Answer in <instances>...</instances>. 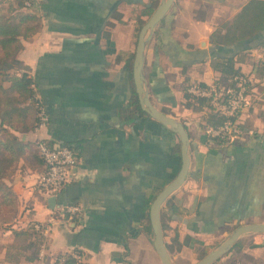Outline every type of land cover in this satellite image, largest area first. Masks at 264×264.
I'll return each mask as SVG.
<instances>
[{
	"label": "crops",
	"instance_id": "1",
	"mask_svg": "<svg viewBox=\"0 0 264 264\" xmlns=\"http://www.w3.org/2000/svg\"><path fill=\"white\" fill-rule=\"evenodd\" d=\"M151 1L34 0L30 10L40 25L22 40L16 57L28 67L49 120L33 126L32 111L27 118L32 126L13 132L23 141L69 144L77 163L50 208V195L36 183L43 163L26 148L9 181L19 205L13 220L0 223V264H51L73 247L88 264H162L146 215L180 167V150H172L178 135L155 119L128 121L119 115L130 95L137 19L148 18ZM153 1L155 7L160 2ZM246 1L173 0L146 39L144 87L152 103L182 121L189 135L188 170L169 195L179 212H165L162 220L175 264L199 259L194 244L206 253L236 226L264 223V26L231 45L208 38ZM13 4L0 0L5 9ZM221 54L233 55L249 79L237 118L244 134L228 143L209 135L203 120L208 109L186 107L183 96L184 88L193 94L196 87L213 84L227 89L210 65V58ZM70 202L81 205L80 219L64 215L62 206ZM49 219L42 257L33 236L15 239L13 230H33V222ZM237 240L212 264H264V231L244 232Z\"/></svg>",
	"mask_w": 264,
	"mask_h": 264
},
{
	"label": "trees",
	"instance_id": "2",
	"mask_svg": "<svg viewBox=\"0 0 264 264\" xmlns=\"http://www.w3.org/2000/svg\"><path fill=\"white\" fill-rule=\"evenodd\" d=\"M13 1L14 4L6 9L0 6V223L9 222L11 216L18 210V197L9 181L26 148H33L34 152H31L30 155L42 163L36 148L37 141H23L13 132V130L32 126L28 124L27 118L37 108V99L34 97L32 80L27 71L28 67L16 57V54L22 48V40L30 37L38 29L40 18L35 12L23 8V0ZM155 5V1L152 0L147 7L146 15L151 14ZM144 21L141 18L137 19L134 30L135 42L138 30ZM263 26L264 0H247L230 20L225 21L221 27L210 32L208 38L213 44L231 45L252 37ZM133 55L134 53H132ZM210 65L220 72V76L226 81L228 91L233 90L236 86L235 76L241 73L235 57L227 54L211 57ZM129 77L131 81L130 95L126 104L120 108V119L132 121L136 116L153 119L140 107L131 70ZM199 84L203 85V83ZM183 96L186 107H206L208 109L203 115L206 127L220 125L226 120L225 115L220 114L211 106L208 97L195 95L189 92L187 88H184ZM35 120H33V126H35ZM211 137L217 143H228L224 138ZM172 150L179 152V140L174 144ZM170 199L171 196L167 197L160 208L162 227L164 226L162 220L165 212L170 211L174 214L179 212V207ZM146 223L147 230L151 232L148 211ZM13 234L19 242L32 236L35 238V243L42 241L41 236L35 230L15 229ZM31 244L32 242H28L25 246ZM237 244L238 240L233 244V247ZM194 249L198 252L199 258L205 254L204 251H199L197 244H194ZM72 251L80 254L81 250L73 247ZM58 256L63 258V264H88L75 258L71 252H63Z\"/></svg>",
	"mask_w": 264,
	"mask_h": 264
},
{
	"label": "built area",
	"instance_id": "3",
	"mask_svg": "<svg viewBox=\"0 0 264 264\" xmlns=\"http://www.w3.org/2000/svg\"><path fill=\"white\" fill-rule=\"evenodd\" d=\"M34 0H23V8L30 10ZM236 86L233 90L221 89L217 84H213L209 88L196 87L194 94L206 96L209 98L211 106L220 114L225 115L226 120L217 126L208 127L210 136H218L226 139L228 142L236 140L244 134L243 128L237 122L240 110L244 106L246 95L249 87V79L245 74L235 76ZM34 89V86L32 84ZM34 97L37 99V108L35 111V126H42L49 120V114L45 106L41 103L36 90L34 89ZM37 152L42 159L44 169L37 179V185L49 195H55L70 180L71 170L77 163V151L69 144L53 145L46 139L37 141ZM62 211L69 219H80L82 208L78 202L66 203L62 206ZM51 219L42 222L35 221L32 228L42 238L39 244L38 256L42 257L45 251L44 238L49 230ZM71 254L80 259V254L70 250ZM51 264H63V258L58 255L53 258Z\"/></svg>",
	"mask_w": 264,
	"mask_h": 264
},
{
	"label": "water",
	"instance_id": "4",
	"mask_svg": "<svg viewBox=\"0 0 264 264\" xmlns=\"http://www.w3.org/2000/svg\"><path fill=\"white\" fill-rule=\"evenodd\" d=\"M172 1L173 0H160L148 18L140 26L136 38L131 65L132 80L134 83V89L138 96L140 107L145 110L153 119L164 125H167L172 131H174L178 135V140L180 143V167L176 175L156 193L148 209V217L153 232L152 242L162 264L175 263L171 260L164 243L163 231L160 222V208L165 199L181 185L187 173L189 166V135L182 121L178 120L172 115L165 113L152 103L148 94V90L144 87L143 57L146 39L150 35V32L152 31L155 24L168 11ZM47 202L48 206L53 208L56 202V196H48ZM249 231H264V223H245L236 226L228 237L221 241L215 248L206 252L193 264H212L214 260L227 252L233 246L237 238L242 233Z\"/></svg>",
	"mask_w": 264,
	"mask_h": 264
},
{
	"label": "rangeland",
	"instance_id": "5",
	"mask_svg": "<svg viewBox=\"0 0 264 264\" xmlns=\"http://www.w3.org/2000/svg\"><path fill=\"white\" fill-rule=\"evenodd\" d=\"M17 211H18V210H17ZM17 211L14 213V215H13V216H11V220H13V219H14L15 215L17 214ZM11 220H10V221H11ZM10 221H9V222H10Z\"/></svg>",
	"mask_w": 264,
	"mask_h": 264
}]
</instances>
